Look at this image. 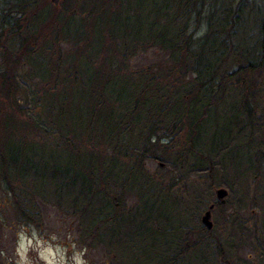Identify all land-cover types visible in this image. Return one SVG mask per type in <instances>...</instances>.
<instances>
[{
  "label": "trees",
  "instance_id": "obj_1",
  "mask_svg": "<svg viewBox=\"0 0 264 264\" xmlns=\"http://www.w3.org/2000/svg\"><path fill=\"white\" fill-rule=\"evenodd\" d=\"M246 3V0L234 4L232 0L73 3L0 0V181L12 195L15 216L29 222L37 218L33 195H42L49 187L56 196L51 201L54 205L62 209L61 201L68 199L73 214L87 215L89 227L84 228L87 235L81 239L87 237L89 246L104 243L112 264H150L151 259L160 264H176L177 258L184 259L186 243L193 241L179 228L167 229L166 224H158L165 213L161 182L157 180L162 177L149 176L141 166L143 157L163 160V132L152 131L143 139L134 133H140L137 126L153 115L158 117L152 121L160 131L166 115L186 116L187 123L196 122V130L203 131L201 125L222 102V93L232 77L260 67L261 40L237 42L243 41L235 30L242 26ZM75 5L81 12L87 6L95 14L85 16L83 26L72 30L64 12L75 10ZM257 16L258 35L264 36V7ZM130 17L136 21L132 27L128 24ZM201 17L206 19L207 31L203 37L193 38L190 28ZM100 20L104 23L99 24ZM68 31L73 32L76 42L84 39L82 32L87 35L91 32L97 45L87 47V43L83 52L97 59L107 49L117 51L125 60L142 44L160 47L168 52L171 63L183 62L182 67L171 66L169 71L175 74L174 78L176 70L181 71L173 81L181 89L172 82L173 90L168 89L164 78L168 74L150 75L148 69L120 74L118 68L110 66L103 71L104 59H99L100 67L89 66L86 60L82 63L79 54L82 46L76 47V53L68 54L55 47ZM56 54L59 57L52 60ZM114 58L109 65H118ZM32 73L39 74L41 80L37 89L29 82ZM189 73L194 76L190 78ZM53 75L56 77L51 83ZM75 90L79 93L74 96ZM29 94L34 96L31 110H37V114H28L27 104L19 103L20 99L26 101ZM251 95L252 89L247 92L248 98ZM82 100L93 103L86 106ZM5 106L16 111L18 121L5 113ZM29 129L45 138L40 142L35 137L29 139L25 136ZM222 140L223 136L219 137L215 129L208 141L210 151L225 149ZM98 142L113 149L102 161L97 158L100 151L94 147ZM131 142L133 150L128 146ZM201 158L204 164L203 154ZM138 179H145L141 185L151 187V192L155 190L142 202V209H123L124 201L113 194L109 182H117L125 190ZM150 180L154 185H150ZM213 204L215 208L220 205L218 201ZM100 227L105 229L102 232L105 240L92 235ZM202 228L199 238L204 242L210 232ZM204 246L201 245L202 253L208 249ZM218 253L219 250L212 251L213 261L218 259ZM197 259L201 263L212 262L201 255ZM0 264L8 263L0 257Z\"/></svg>",
  "mask_w": 264,
  "mask_h": 264
},
{
  "label": "rangeland",
  "instance_id": "obj_2",
  "mask_svg": "<svg viewBox=\"0 0 264 264\" xmlns=\"http://www.w3.org/2000/svg\"><path fill=\"white\" fill-rule=\"evenodd\" d=\"M73 1L76 0H70L72 3ZM78 1L81 2L82 0ZM132 1L134 2V0H129V2ZM237 1L232 0L233 4ZM246 1L248 4L246 3L247 7L244 10L247 13H244L242 26L235 30L238 38L243 41L237 42L254 43L261 40V44H258L262 55L260 67L247 72L245 75L241 73V76L232 77L230 84L222 93V102L219 103L217 109L210 112V119L201 125L203 131L196 130V122L187 123L186 116L183 120L172 115L164 116L163 120L164 123H167L166 126L170 125V122L179 120L178 122L182 127L174 135L175 140L170 143L167 153L170 156L166 154L163 144L162 161L143 157L141 166L146 174L156 178L157 176L162 177L157 180L161 182L165 213L164 219L161 218L158 224H166L165 228L167 229L171 227L176 230L181 226L190 230L197 229L202 214L210 205L218 201L216 194H214L215 190L226 188L228 191L224 202L219 200V207L211 209L213 228L208 230L210 233L206 235L205 241L201 242L199 238L204 228L196 233L192 230L193 233L189 234V238L193 244L197 240L198 246L194 248L192 247L193 244L186 243V255L182 260L177 258L176 264H225L227 260L234 264H264V36L258 35L257 24L259 21L257 13H259V9L264 7V0ZM88 8L86 6V10L81 12L78 5H75V10L64 12L67 16L65 21L72 23V30L79 25L83 26L85 16L95 14L94 11L90 12ZM120 17L124 19V17ZM134 19V17L129 18L130 27L136 24ZM142 19L145 20L146 17ZM103 23L104 21L100 20L99 24ZM206 26L208 24L203 17L200 18L199 22L192 23L190 30L193 38L203 37L207 31ZM72 33L68 31L62 37L59 35L62 41L55 47L58 46L61 52L68 54L76 53V47L82 46L79 53L82 56V63L86 60L89 62V66L100 67L99 59L101 61L104 59L103 71H106L110 66L114 69L118 68L120 74H131V72L135 73L140 70L147 72V69L150 75L152 73L168 74L164 77L168 83V89L173 90L171 82L178 89H181V85L173 82L179 78L181 71L176 70L177 78H174L173 72L169 74V71L171 66L173 68L182 67L183 62L171 63L168 60V52L161 50L160 47L142 44L136 48V52L131 57H126L125 60L118 56L117 51L107 49L97 59V57L92 58L90 54L87 56L88 52H83L87 43V47L91 45L96 47L98 42L96 37L92 36L91 32L88 35L82 32L85 34L84 39L76 42ZM106 38L108 39V36ZM58 57L56 54L52 60ZM113 57L117 60L118 65L116 66L109 65V61ZM31 75L29 82L34 89H37L36 87H39L41 82L37 77L39 74L32 73ZM188 76L191 78L194 74L189 73ZM55 77L53 75L50 79L51 83ZM250 89H252V95L248 98L247 92ZM176 91L178 97L179 91ZM78 93L79 91L75 90L74 96ZM33 97L32 94H29L26 101L19 100L20 104L24 106L27 104L28 114H34L37 111L31 110L30 107L33 105ZM81 102L87 106V104L91 105L93 100H82ZM8 108L5 106V113L18 121L19 115L16 111ZM38 111L40 112V110ZM20 117L24 118L23 115ZM155 118L158 119L153 115L142 121L137 126L141 129L140 133L134 134L143 139L152 131H155L156 134L163 132V130L157 129V124L152 121ZM211 119L214 122H211ZM183 121L185 122L183 123ZM40 122L46 126L43 121ZM215 129L219 137L223 136L222 141H225L226 148L210 151L208 141ZM25 136L29 139L35 137L39 142L45 138L38 137L36 131L32 129H29ZM138 142L141 141L138 140ZM104 146V142H98L94 146L100 151L97 157L100 161L113 151L111 147H108L109 145ZM128 146L131 147V150L135 147L133 142L129 143ZM180 154H184L185 163L184 168L179 171L176 169L181 166V161H179L180 163L176 161V167L172 162L176 156L179 159ZM202 154L205 159L204 164L201 163ZM197 161L201 163L202 167L206 165V169L202 170V167L199 170L189 168V165ZM169 166L171 167L170 171L168 170ZM99 168L102 170L101 167ZM173 171L175 172L174 175L171 174ZM180 172H184L185 175L182 176ZM168 175H171L169 184ZM178 176L181 178L176 179ZM144 180L134 181V184H129V188H125V190L119 188L117 182H109L112 184L110 188L113 194L120 196L124 201L123 209L127 207L142 209V202L155 190L154 188L151 192V187L142 186L141 183L146 182ZM2 182L0 181V257L8 264H112L107 246L104 243L89 246L87 237L81 239L87 235L84 228L89 227L90 221L85 214H73L72 207H68V199L61 201L63 206L60 209L51 202H54L56 196L53 195L49 187H46L42 195L32 194V203L35 204V210L38 211L39 216L33 217L30 222L19 220L15 216L11 204L12 195L5 183ZM150 185H154L153 182ZM157 190L159 191L160 188ZM104 230L103 227H100L92 235L105 240V235L102 233ZM82 233L85 234L81 236ZM218 238L220 241H217ZM202 244L208 248L203 253L201 252ZM214 250H219L218 259L216 258L215 261H213L212 256ZM200 255L211 259L212 262L201 263L197 259V256ZM151 260L152 263L150 264H160L158 261ZM141 264H146V262Z\"/></svg>",
  "mask_w": 264,
  "mask_h": 264
},
{
  "label": "flooded vegetation",
  "instance_id": "obj_3",
  "mask_svg": "<svg viewBox=\"0 0 264 264\" xmlns=\"http://www.w3.org/2000/svg\"><path fill=\"white\" fill-rule=\"evenodd\" d=\"M175 118L180 119V120H183L186 117L185 116H178V117H175ZM178 121H176L175 123L174 122H171L170 125H167V126H166L167 123H164L165 125L163 127V138H164V142L163 143H164V147H165L166 154L168 153V149L170 147L171 141L172 140H175L174 135L176 134V132L180 131V129L182 128L181 125H180V123ZM167 155H169V154H167ZM178 157H179V159H177V156L175 157V160H174L175 164H174V162H172V163L176 167L177 166L176 165V161H178V162L181 161V163L179 162L181 164V166L176 169V170H179L180 171L181 169L184 168L185 156H184V154L183 155L180 154ZM193 163L194 164L189 165V168H191V169H197V170L201 169L202 165H201V163H199V161L193 162ZM205 169H206V166L204 167V169L202 167V170H205ZM168 170L169 171L171 170V167L170 166L168 167ZM195 172H198V171L195 170ZM174 173L175 172L173 171L171 174L174 175ZM180 173L182 174V176L185 175L184 172H180ZM170 177H171V175H168V180H169L168 181V184L170 182ZM179 178H181V176H178L176 179H179ZM212 205H213V207H215L214 204H212ZM167 221H168V219H167ZM202 227H204V226H203V224L201 222V217H200V224H199L198 228L197 229H192V230H193L194 233H196ZM192 230L187 229L184 226L179 227V231L182 232V233H184V234H191V233H193ZM197 246H198V244H193L192 247L197 248ZM225 264H234V263H232V262L230 263V262L227 261Z\"/></svg>",
  "mask_w": 264,
  "mask_h": 264
},
{
  "label": "water",
  "instance_id": "obj_4",
  "mask_svg": "<svg viewBox=\"0 0 264 264\" xmlns=\"http://www.w3.org/2000/svg\"><path fill=\"white\" fill-rule=\"evenodd\" d=\"M214 194H216V198L218 201L220 200L221 202H224L225 197L228 194V191L226 188H217ZM212 208H213V205H210L209 208L204 212V214H202V217H201V222L207 230H211L213 228V225H212L213 223L211 221V209Z\"/></svg>",
  "mask_w": 264,
  "mask_h": 264
}]
</instances>
